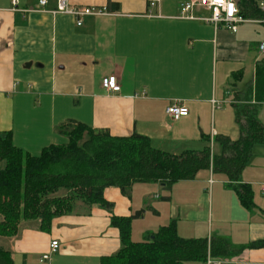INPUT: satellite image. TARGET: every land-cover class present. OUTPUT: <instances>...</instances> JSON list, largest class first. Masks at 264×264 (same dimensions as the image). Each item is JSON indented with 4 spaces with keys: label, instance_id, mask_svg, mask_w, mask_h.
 <instances>
[{
    "label": "crops",
    "instance_id": "crops-1",
    "mask_svg": "<svg viewBox=\"0 0 264 264\" xmlns=\"http://www.w3.org/2000/svg\"><path fill=\"white\" fill-rule=\"evenodd\" d=\"M56 1L40 6L39 0H0V131H10L23 151L37 155L45 146L66 142L58 126L69 119L111 136H146L154 147L173 154L206 146L218 154L216 136L239 137L235 108L244 104L254 105L264 126V101L256 103L253 92L255 65L264 59L258 50L264 20L246 18L230 32L223 25L214 28L205 20L209 12L197 6L191 18L180 17L184 0H160L152 15L146 0H68L73 6L102 10L76 25L70 15L49 12ZM257 2L264 11V0ZM112 4L118 9L109 10ZM113 74L119 92L101 86L102 78ZM174 102L187 108L185 116L166 114ZM235 183L250 187L253 202L237 210L248 226L237 224L236 236L227 239L240 247L264 239V133L238 182L209 168L171 186L179 185L178 197L185 204L194 190L198 203L207 206L209 221L215 199L217 205L221 198L239 200ZM171 188L152 199L170 203L164 220H175L178 235L193 238L179 233L183 218L180 207L174 212ZM103 198L110 209L77 201L71 212L53 218L48 230L40 228L38 219H21L15 235H0V246L13 264H40L39 257L55 239L60 246L49 264H100L121 246L113 216L130 217L142 209L133 218L139 219L144 208L154 215L160 209L151 201L140 207L129 190L124 195L114 186L104 189ZM167 223L146 229L143 239ZM206 231L207 236L195 237L214 236ZM225 259L229 264H264V247L245 248Z\"/></svg>",
    "mask_w": 264,
    "mask_h": 264
},
{
    "label": "trees",
    "instance_id": "trees-1",
    "mask_svg": "<svg viewBox=\"0 0 264 264\" xmlns=\"http://www.w3.org/2000/svg\"><path fill=\"white\" fill-rule=\"evenodd\" d=\"M258 0H237L239 13L245 18L264 20ZM118 9L112 4L109 10ZM254 100L264 101V59L254 70ZM236 107V106H235ZM236 109L240 135L236 140L218 135V154L209 147L178 154L154 147L146 136L132 133L111 136L105 129H93L72 119L58 126L66 142L50 144L37 155L14 145L10 131H0V235L13 236L21 219H38L40 228L48 230L53 218L69 213L77 201L86 206L98 204L110 209L103 198L105 188L117 187L124 195L134 183H161L167 189L174 182L193 179L204 169L238 182L247 165L252 147L263 141L264 126L257 119L254 105ZM241 204L252 205L250 187L232 185ZM142 209L130 217H112L119 231L121 246L100 264H186L213 258H229L245 248L264 247V239L234 247L223 237L183 238L176 221L160 225L147 239L131 240V222ZM0 264H13L10 254L0 246Z\"/></svg>",
    "mask_w": 264,
    "mask_h": 264
},
{
    "label": "rangeland",
    "instance_id": "rangeland-1",
    "mask_svg": "<svg viewBox=\"0 0 264 264\" xmlns=\"http://www.w3.org/2000/svg\"><path fill=\"white\" fill-rule=\"evenodd\" d=\"M62 141V140H61ZM172 190V203L174 207V212L177 213L178 207L181 208V217L183 218L181 224V230L179 233L185 235V237H195V236H207V229L211 231L214 236H221L229 241L232 239V236L237 234V224H242L243 226H248V219L241 218L237 210L239 208H244L240 200L232 198H221L220 204L217 205V200L213 201V210H212V220L209 221L206 219V204L202 201L198 203V198L195 196V191L193 190L186 199V204L179 200L178 195L180 194L179 185L171 186ZM167 189L159 187L152 182H143V183H134L130 189L129 193L133 200V203L136 204L139 202L140 207H145L148 201H151V205L158 204L160 209L159 214H152L147 208L145 209L144 215L139 219H133L131 222V239L134 241H142L143 234L147 231L146 229L154 230L157 225L160 223H167V211L169 208L171 210V204L162 201L161 199L156 200L152 199V196L155 194L164 195ZM170 193V192H169ZM145 200V201H144ZM239 204H238V202ZM238 205L240 207H238ZM194 207V208H193ZM193 208L190 211L184 213L185 210ZM248 211V209L245 208ZM197 217V218H195ZM184 219H188L184 221ZM242 226V227H243ZM204 233V234H203ZM241 234V232H239ZM231 242V241H230ZM193 264V263H187Z\"/></svg>",
    "mask_w": 264,
    "mask_h": 264
},
{
    "label": "built area",
    "instance_id": "built-area-1",
    "mask_svg": "<svg viewBox=\"0 0 264 264\" xmlns=\"http://www.w3.org/2000/svg\"><path fill=\"white\" fill-rule=\"evenodd\" d=\"M146 1L148 5L147 14L152 15L153 9L157 7L160 0ZM12 3L16 4L17 0H12ZM45 3L46 0H39L40 6H44ZM196 6L209 12V16L205 20L210 22L214 28L223 25L230 32H235L239 24L247 21V19L239 13V8L235 0H184L179 5V16L191 18L192 9ZM49 12L52 14L61 13L70 15L75 18L76 25H80L83 16L100 14L102 10L94 7H77L71 5L68 0H57L55 9ZM258 50L261 54H264V40L259 41ZM101 86L104 90L109 92H119L120 90V85L114 74L103 77ZM165 112L172 118H178L187 114V108L180 105L178 102H174L166 108ZM262 190H264V188H262ZM59 246L57 240H51L47 251L42 253L39 257V263L49 264L51 255L59 249ZM203 264H229V262L225 258H213L207 254Z\"/></svg>",
    "mask_w": 264,
    "mask_h": 264
}]
</instances>
